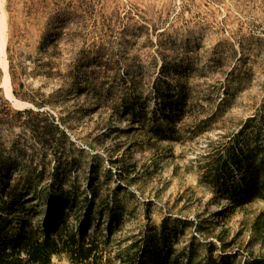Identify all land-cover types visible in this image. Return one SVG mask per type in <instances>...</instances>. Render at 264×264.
<instances>
[{
	"label": "rangeland",
	"instance_id": "rangeland-1",
	"mask_svg": "<svg viewBox=\"0 0 264 264\" xmlns=\"http://www.w3.org/2000/svg\"><path fill=\"white\" fill-rule=\"evenodd\" d=\"M3 9L11 91L40 106L12 91L14 107L1 81L0 98L48 112L71 143L54 161L29 133L0 126L12 184L33 172L35 185L19 188L33 200L48 180L74 183L79 200L92 187L121 233L165 230L173 255L195 262L211 246L215 260L264 257L251 227L264 201L231 207L220 185L241 172L230 164L215 180L205 170L208 146L249 119L262 124L245 131L257 132L251 159L264 158V0H3Z\"/></svg>",
	"mask_w": 264,
	"mask_h": 264
},
{
	"label": "trees",
	"instance_id": "trees-1",
	"mask_svg": "<svg viewBox=\"0 0 264 264\" xmlns=\"http://www.w3.org/2000/svg\"><path fill=\"white\" fill-rule=\"evenodd\" d=\"M1 75L0 70V78ZM10 75L14 85V76ZM12 89L15 96L40 106L19 94L15 86ZM252 122L249 119L244 124L235 123L221 141L208 146L205 155L206 173L215 180L225 178L223 174L230 164L241 172L239 177L220 185L233 208L245 207L254 200L264 201V158L259 162L251 159L250 143L256 142L257 132L245 133ZM0 126L29 133L35 144L50 151L54 161L64 157L71 144L65 130L48 112L13 109L2 97ZM252 126L257 131L262 124L256 121ZM4 150L0 144V264H53V258L59 256H65L69 264H264L263 256L239 260L238 250L229 255L230 259L220 255L215 260L212 246L201 262H195L189 251L173 255L165 230L147 228L126 236L119 229L123 220L110 206L108 197H100L92 187L79 200L77 193L70 190L74 183L64 186L48 180L45 188L35 190L33 200L30 190H19L23 181L26 186L35 185L33 172L12 184L10 172L14 166L6 160ZM37 176L39 183L45 179V171L37 172ZM251 227L258 240L264 242L263 213L254 218ZM183 255L186 256L181 259Z\"/></svg>",
	"mask_w": 264,
	"mask_h": 264
},
{
	"label": "bare ground",
	"instance_id": "bare-ground-1",
	"mask_svg": "<svg viewBox=\"0 0 264 264\" xmlns=\"http://www.w3.org/2000/svg\"><path fill=\"white\" fill-rule=\"evenodd\" d=\"M5 12L3 9V0H0V70L2 73L1 87L6 98L12 101L14 107L20 106V102L14 98L11 91L10 77L8 74V64L5 57Z\"/></svg>",
	"mask_w": 264,
	"mask_h": 264
}]
</instances>
